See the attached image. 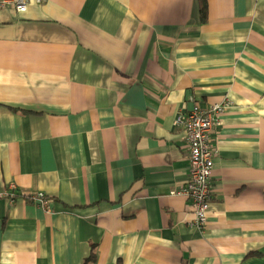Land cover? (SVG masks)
<instances>
[{
  "label": "crops",
  "instance_id": "1",
  "mask_svg": "<svg viewBox=\"0 0 264 264\" xmlns=\"http://www.w3.org/2000/svg\"><path fill=\"white\" fill-rule=\"evenodd\" d=\"M206 4L0 9V264H264V0ZM219 104L199 231L177 118Z\"/></svg>",
  "mask_w": 264,
  "mask_h": 264
},
{
  "label": "built area",
  "instance_id": "2",
  "mask_svg": "<svg viewBox=\"0 0 264 264\" xmlns=\"http://www.w3.org/2000/svg\"><path fill=\"white\" fill-rule=\"evenodd\" d=\"M41 2V0H37ZM30 0H0V9L10 7L18 14L26 13ZM228 105H214L208 109L195 107L191 112L180 115L177 124L188 141L189 176L181 193L190 201L194 214L191 226L203 231L207 225L213 201V170L215 157V131L222 125V116ZM17 187L12 184L7 192H0L12 205L18 198ZM30 202L44 206L47 197L43 193L28 197Z\"/></svg>",
  "mask_w": 264,
  "mask_h": 264
},
{
  "label": "trees",
  "instance_id": "3",
  "mask_svg": "<svg viewBox=\"0 0 264 264\" xmlns=\"http://www.w3.org/2000/svg\"><path fill=\"white\" fill-rule=\"evenodd\" d=\"M199 3H200V9H201V14H202V17H203V20L205 19V12H206V9H207V4H206V0H199Z\"/></svg>",
  "mask_w": 264,
  "mask_h": 264
}]
</instances>
